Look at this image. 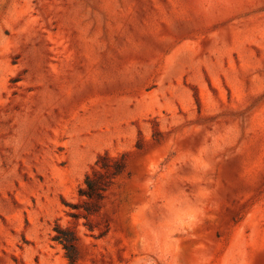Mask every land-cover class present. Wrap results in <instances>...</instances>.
Wrapping results in <instances>:
<instances>
[{
  "label": "rangeland",
  "instance_id": "1",
  "mask_svg": "<svg viewBox=\"0 0 264 264\" xmlns=\"http://www.w3.org/2000/svg\"><path fill=\"white\" fill-rule=\"evenodd\" d=\"M57 225L73 264H264V0H0V264H72Z\"/></svg>",
  "mask_w": 264,
  "mask_h": 264
},
{
  "label": "trees",
  "instance_id": "2",
  "mask_svg": "<svg viewBox=\"0 0 264 264\" xmlns=\"http://www.w3.org/2000/svg\"><path fill=\"white\" fill-rule=\"evenodd\" d=\"M103 167H106V165L103 164ZM122 168V164H117L115 166V172L112 173V175L119 173ZM111 179V175L108 177L96 173L88 175L84 181V186L79 190V196L88 199L92 202V207H96L97 202L104 198L105 192L111 186ZM88 211H91V208H88ZM76 216L77 215H73L72 217ZM54 231L55 235L53 241L61 244L68 261L72 264L75 263L77 260V238L74 233L71 230L63 229L58 225L54 228Z\"/></svg>",
  "mask_w": 264,
  "mask_h": 264
}]
</instances>
